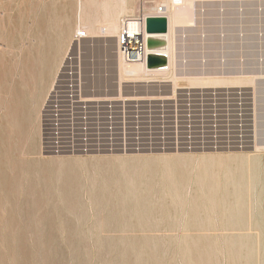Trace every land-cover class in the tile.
I'll return each mask as SVG.
<instances>
[{
  "label": "rangeland",
  "instance_id": "rangeland-1",
  "mask_svg": "<svg viewBox=\"0 0 264 264\" xmlns=\"http://www.w3.org/2000/svg\"><path fill=\"white\" fill-rule=\"evenodd\" d=\"M126 1L120 19L154 11L163 0ZM120 3L0 0V264H263L264 149L254 145L264 146V74L257 77L264 0H195L194 23L174 27L175 72L256 75L254 145L90 153L48 147L46 108L75 34L89 21L98 32L107 8ZM95 40L88 93H111L113 83L124 95L165 90L120 80L102 38ZM237 152H256L255 166Z\"/></svg>",
  "mask_w": 264,
  "mask_h": 264
},
{
  "label": "bare ground",
  "instance_id": "bare-ground-1",
  "mask_svg": "<svg viewBox=\"0 0 264 264\" xmlns=\"http://www.w3.org/2000/svg\"><path fill=\"white\" fill-rule=\"evenodd\" d=\"M194 2H195V0L194 1L193 0H163V1L159 2L160 4H158L156 7H154V11H148V12H143V13L132 15L133 17H138L140 15L143 17L160 16V17L166 18L168 21L167 30L163 34L160 35V36H163L164 38H166L168 43L165 47L158 48V49H155V50H152L151 52H149L150 55H152L155 58V61L152 62V65L150 68L147 67V65L144 63H124L118 57L117 46H116V36L119 34L121 26H122V19H120V14H123V13L128 11V8L126 5L127 4L126 0H121L120 5L115 10H109L107 8L108 11L104 12V13H107V14H105L106 15L105 18L101 22H99V23H102V25L100 26L98 32L95 31V25L90 24V21H89V23L88 22L86 23V25H87L86 28H87V31L90 35V39L88 40L87 43H89L91 41H93V42L100 41V40H95V38L96 39L102 38L101 41L104 42L106 52L108 54L110 52V55L113 56V60L115 61L114 65L116 66L115 71H117V74H118L117 76H119L120 80L126 76V77L131 78L129 81L132 80L134 82H145L146 83V84H139L140 86L152 85V86H158V87H163V86L165 87V90H163V91H162V89L156 91L154 88L153 90H155V91L152 90L153 92H151V93L148 92V94H150V95H157V94H162V93H168L169 94L172 91L179 93V96H181V99L178 100V105L181 107V110H179V111L184 112V111L188 110V113H192V114L191 115H184V114L179 115V113L175 111V112H169L168 115H166V117H164V119L168 120V123H169L168 125L176 123V125H174V126H172V125L168 126L167 125L168 127H166V129L169 132H171L172 127L175 128L176 138L178 140V145L175 146V148L169 147L168 149H180V147L184 148V147H186L185 143H188L189 146L194 145V147L184 148V149H192L195 147H201L204 149L205 148H218V147L219 148L220 147H226V148L227 147H241L242 148V147H246V146H252L255 143V139H254V135H253L255 132H254L253 128L256 127V120H255V115H254L256 102H255V97H253V99H252V97L250 98V90L252 89V85H250V84L253 83V85H254L256 75L252 76L251 73L249 74V70H244V69L239 70V71H231L230 73L229 72L227 73L226 71L218 73L219 71H213V70H211V72H210V69H208V71L207 70L202 71L203 68L198 69L200 71H196L197 69H195V71L193 70V71H189V72H183L184 70L183 71L181 70V72H177V71L175 72V69L173 70V67L175 64V62H174L175 48L176 49L178 48L175 45V42L177 43L178 40L174 41V38H175L174 32L176 33V31H175L176 29L174 30V27L175 26L178 27V25L179 26H183V25L191 26L194 23V21H195L194 18L197 15V12L195 15L196 9H194V8H195L196 3L194 4ZM257 2H258V0H257ZM199 3H201V2L199 1ZM230 3H231V1H230ZM104 4H106V3H104ZM104 4H103V6H104ZM220 4H221V2H220ZM223 4H224V2L222 3V5ZM205 8H207V6ZM132 9L134 10V8H131V10ZM204 10H206V9H204ZM82 14H85V13H82ZM80 19L83 20V18H81V17H80ZM80 19H79V21H80ZM87 21H88V19H87ZM130 26L134 29H137L139 26V20H130ZM196 26H197V24H196ZM114 48H115V50H114ZM255 72H257V71H255ZM258 72L260 73V75L257 77L261 78V75L264 74V69H261ZM150 83H153V84H150ZM119 84H120V82H119ZM122 87L123 86L119 85V88L116 89V85L113 83L112 92L106 93V94H103L100 96L107 97V96L124 95V93L122 92ZM88 94L96 95V93L95 94L88 93ZM137 94H139V93H136V94L130 93L127 95H137ZM186 101H188V103H189L188 105L186 104ZM184 104H186L188 107ZM185 107H187V109ZM218 108H220V110L224 113L219 112ZM53 111H54V109H52L51 105L48 104L47 105V113H48L47 116L49 118H51V116H53V114H52ZM198 112H201V114H199ZM116 119H117V117H116ZM49 120H51V119H49ZM173 120H175V121H173ZM187 123H188V125H185ZM200 123H202V126L199 125ZM197 127H199V128H197ZM54 129L59 130L60 124H57V126H54V124H52V123L48 124V127H47V133L49 135V136H47L48 141H50L53 138L52 135L54 134L53 133ZM187 130L189 131L191 136H188V137L185 136V132ZM255 136H256V134H255ZM168 146H171V144H168ZM254 148H255V150L258 151L259 148L264 149V146L262 147L256 143L254 145ZM165 149H167V148H165ZM165 149H162V150H165ZM255 153H253V152L252 153L251 152H245V153L241 152V153H238V154H240V156L239 155H237V156L245 159V161L249 162L248 164H250L251 166L252 165L255 166V162H256L255 160H257V158H255V157H257V154H255ZM168 156H166V158ZM126 157H128V156H126ZM230 158H231V156H230ZM241 158H239V159H241ZM237 159H238V157H237ZM210 160L208 159V161H210ZM232 160L234 161L233 157H232ZM185 161H186V159H185ZM213 162L214 161H212V163ZM206 163H208V165L211 164V162H210V164H209V162H206ZM245 166H246V164H245ZM247 166H248L247 169H249V165H247ZM253 167L251 169H253ZM251 169H249V171H251ZM241 172H243V171H239V174ZM242 174H244V173H242ZM249 176L250 177H248L249 178L248 181L250 182V185H251V186L250 185L249 186L252 188V187H254V183H255V181H254L255 180V174L253 172H250ZM240 177L242 178L241 175H240ZM241 178H240V180H241ZM249 182H247V183H249ZM239 183H240V181H239ZM234 186L236 187L235 183H234ZM249 189L250 188H248V190ZM239 190H238V192H239ZM243 197L244 196H242V198ZM260 197H261V195H260ZM257 198H258V196H257ZM247 200H248V198H247ZM253 200H252V202H253ZM260 201H261V199H260ZM257 202H259V200ZM260 204H262V203H259V205ZM245 208H247V206ZM263 264H264V260H263Z\"/></svg>",
  "mask_w": 264,
  "mask_h": 264
},
{
  "label": "built area",
  "instance_id": "built-area-1",
  "mask_svg": "<svg viewBox=\"0 0 264 264\" xmlns=\"http://www.w3.org/2000/svg\"><path fill=\"white\" fill-rule=\"evenodd\" d=\"M147 17L126 16L122 19L116 44L118 57L124 63H144L150 68ZM130 20H139L137 29L130 26ZM89 39L86 29L76 32L60 69L48 102L54 109L53 116H47V127L50 123L60 124V129L53 130L50 141L46 137L48 147L71 153L175 148L178 145L175 128L169 132L166 129L169 123L164 117L181 109L179 93L107 97L88 94V63L94 61L90 59L89 50L95 48V42L87 43ZM251 97H255L253 88ZM189 135L187 130L185 136ZM185 146L194 147L188 143Z\"/></svg>",
  "mask_w": 264,
  "mask_h": 264
},
{
  "label": "water",
  "instance_id": "water-1",
  "mask_svg": "<svg viewBox=\"0 0 264 264\" xmlns=\"http://www.w3.org/2000/svg\"><path fill=\"white\" fill-rule=\"evenodd\" d=\"M168 27V21L164 17L160 16H148L146 19V31L149 33L147 36V47L149 50H155L158 48L165 47L167 45V39L163 34ZM155 61V58L150 55L148 58V65L151 67L152 62Z\"/></svg>",
  "mask_w": 264,
  "mask_h": 264
}]
</instances>
